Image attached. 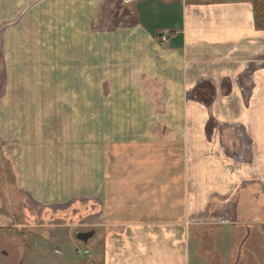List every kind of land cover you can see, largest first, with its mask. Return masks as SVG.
I'll list each match as a JSON object with an SVG mask.
<instances>
[{
    "label": "crops",
    "instance_id": "obj_1",
    "mask_svg": "<svg viewBox=\"0 0 264 264\" xmlns=\"http://www.w3.org/2000/svg\"><path fill=\"white\" fill-rule=\"evenodd\" d=\"M104 1L0 0V231L57 243L22 264H264L253 3L134 0L107 32ZM57 208L76 217L59 223ZM43 239L20 246L36 255Z\"/></svg>",
    "mask_w": 264,
    "mask_h": 264
},
{
    "label": "rangeland",
    "instance_id": "obj_2",
    "mask_svg": "<svg viewBox=\"0 0 264 264\" xmlns=\"http://www.w3.org/2000/svg\"><path fill=\"white\" fill-rule=\"evenodd\" d=\"M121 0H105L103 2V6L101 8V13L100 15L97 17V22L98 24L101 26L102 24L105 23V25H108L107 27L110 26V28H106L107 32L110 31H115V30H121L123 27V24H125V22H129V10L128 8L125 9V4H120V3H125L124 1L120 2ZM120 9H123L121 11H119ZM16 21V20H15ZM118 23L117 24V28H113L112 26H114L113 24ZM5 25L4 23H2L0 21V93H1V83L3 82V67H4V61H3V53L6 52L5 49V45H4V35H3V29H4ZM106 94H109V91L106 92ZM156 94V93H155ZM166 110H168V108H162L161 112H165ZM157 112H160V109H157ZM162 113V114H163ZM48 126V125H47ZM108 129H112V127L110 125H107ZM6 190L4 189V192ZM21 194H19L17 192V190H13V188L11 189L10 193H7V196L14 200L15 198L20 197ZM16 200V199H15ZM17 201V200H16ZM22 208V203H15V206H19ZM59 209V208H57ZM61 210V208L59 209ZM57 211V213H59V217L61 220H58L59 223H64V224H69L73 217H76L74 215H72V211L71 209L69 210H61V211ZM63 214H62V213ZM65 213V214H64ZM19 217V215L17 214V218ZM61 224V225H64ZM52 226V225H51ZM41 229V228H40ZM45 229L48 230H42L40 231V233H45L48 237V239L52 236H56V233L53 229H51V227H45ZM2 230V229H0ZM80 230V229H79ZM78 232V230H77ZM65 234V236H67V234L65 232H58V234ZM22 231H18L16 230L14 232V234L12 235H8V234H3L2 231H0V259H4L5 255L1 254V250L5 249L6 253L8 254V259H6V262L9 264H20L25 260V258H27V261H31L32 259L35 260V263L38 261V255H42V257H44L45 259H49V260H53L55 257V254L53 253V247L55 246V244H57L55 242V240H44L41 235H39V231H37L35 228L30 229V231L25 234L22 235ZM50 236V237H49ZM62 238H65L64 236H62ZM39 239H43L42 242L47 244H45L46 250H40L42 245L39 247L38 252L36 253V255H33V253H31V251H29L27 248L25 249L24 247H21V241H26L27 245L29 247H33L35 249H37L38 243L40 242ZM54 239V238H53ZM75 244H77V248L78 250L76 251V249L74 248V254L77 256H79L80 258H84L86 255L84 254V249H85V245L82 244L81 242H77L76 240H73ZM64 242V243H63ZM63 242H58V244H61L62 247L64 249H67L65 244H67V241H63ZM67 242V243H66ZM44 246V245H43ZM76 251V252H75ZM54 256V257H53ZM35 258V259H34ZM60 261V260H58ZM22 264V263H21Z\"/></svg>",
    "mask_w": 264,
    "mask_h": 264
},
{
    "label": "trees",
    "instance_id": "obj_3",
    "mask_svg": "<svg viewBox=\"0 0 264 264\" xmlns=\"http://www.w3.org/2000/svg\"><path fill=\"white\" fill-rule=\"evenodd\" d=\"M253 3L256 26L258 29H264V0H247Z\"/></svg>",
    "mask_w": 264,
    "mask_h": 264
},
{
    "label": "water",
    "instance_id": "obj_4",
    "mask_svg": "<svg viewBox=\"0 0 264 264\" xmlns=\"http://www.w3.org/2000/svg\"><path fill=\"white\" fill-rule=\"evenodd\" d=\"M125 3H129L134 0H122ZM95 235V231H78L75 233V237L81 242L88 243L91 238Z\"/></svg>",
    "mask_w": 264,
    "mask_h": 264
},
{
    "label": "flooded vegetation",
    "instance_id": "obj_5",
    "mask_svg": "<svg viewBox=\"0 0 264 264\" xmlns=\"http://www.w3.org/2000/svg\"><path fill=\"white\" fill-rule=\"evenodd\" d=\"M1 254L5 255L6 257L4 259H2V260L0 259V264H9V263L6 262V259L8 257V254L6 253V250L2 249L1 250Z\"/></svg>",
    "mask_w": 264,
    "mask_h": 264
},
{
    "label": "built area",
    "instance_id": "obj_6",
    "mask_svg": "<svg viewBox=\"0 0 264 264\" xmlns=\"http://www.w3.org/2000/svg\"><path fill=\"white\" fill-rule=\"evenodd\" d=\"M160 41L164 44L167 41V35H161ZM86 253H88V250H86Z\"/></svg>",
    "mask_w": 264,
    "mask_h": 264
}]
</instances>
